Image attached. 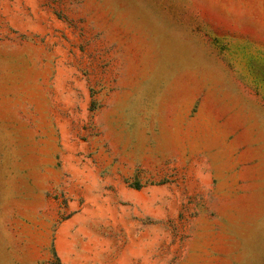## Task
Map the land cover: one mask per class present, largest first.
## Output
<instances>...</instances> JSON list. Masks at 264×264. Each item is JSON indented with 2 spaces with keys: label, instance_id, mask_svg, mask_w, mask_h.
<instances>
[{
  "label": "rangeland",
  "instance_id": "374dc122",
  "mask_svg": "<svg viewBox=\"0 0 264 264\" xmlns=\"http://www.w3.org/2000/svg\"><path fill=\"white\" fill-rule=\"evenodd\" d=\"M0 264H264V0H0Z\"/></svg>",
  "mask_w": 264,
  "mask_h": 264
},
{
  "label": "crops",
  "instance_id": "0c3cea01",
  "mask_svg": "<svg viewBox=\"0 0 264 264\" xmlns=\"http://www.w3.org/2000/svg\"><path fill=\"white\" fill-rule=\"evenodd\" d=\"M242 93L244 94L245 100H244V110L243 114L246 118L251 119V116L253 114V111L251 110V107H254L258 102H260V99L253 89L246 88L241 89Z\"/></svg>",
  "mask_w": 264,
  "mask_h": 264
}]
</instances>
